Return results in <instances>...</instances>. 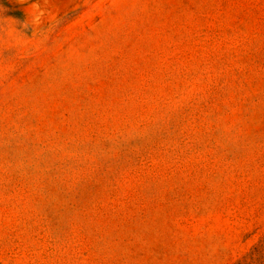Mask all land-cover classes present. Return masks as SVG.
I'll return each mask as SVG.
<instances>
[{
	"label": "rangeland",
	"instance_id": "1",
	"mask_svg": "<svg viewBox=\"0 0 264 264\" xmlns=\"http://www.w3.org/2000/svg\"><path fill=\"white\" fill-rule=\"evenodd\" d=\"M0 264H264V0H0Z\"/></svg>",
	"mask_w": 264,
	"mask_h": 264
}]
</instances>
